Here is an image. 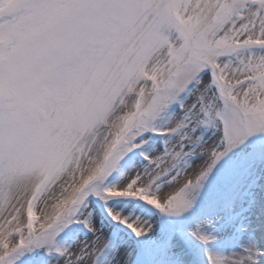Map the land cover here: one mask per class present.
<instances>
[{"label":"snow or ice","instance_id":"obj_1","mask_svg":"<svg viewBox=\"0 0 264 264\" xmlns=\"http://www.w3.org/2000/svg\"><path fill=\"white\" fill-rule=\"evenodd\" d=\"M0 264H264V0H0Z\"/></svg>","mask_w":264,"mask_h":264}]
</instances>
